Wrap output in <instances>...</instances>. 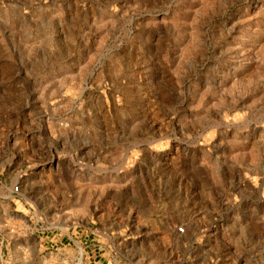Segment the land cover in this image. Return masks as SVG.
Segmentation results:
<instances>
[{
    "label": "rangeland",
    "instance_id": "1",
    "mask_svg": "<svg viewBox=\"0 0 264 264\" xmlns=\"http://www.w3.org/2000/svg\"><path fill=\"white\" fill-rule=\"evenodd\" d=\"M7 190L0 264H264V0H0Z\"/></svg>",
    "mask_w": 264,
    "mask_h": 264
},
{
    "label": "crops",
    "instance_id": "2",
    "mask_svg": "<svg viewBox=\"0 0 264 264\" xmlns=\"http://www.w3.org/2000/svg\"><path fill=\"white\" fill-rule=\"evenodd\" d=\"M9 208L11 209V195L7 190L0 194V245L4 242L11 244V233L6 232V230L11 231V210Z\"/></svg>",
    "mask_w": 264,
    "mask_h": 264
},
{
    "label": "built area",
    "instance_id": "3",
    "mask_svg": "<svg viewBox=\"0 0 264 264\" xmlns=\"http://www.w3.org/2000/svg\"><path fill=\"white\" fill-rule=\"evenodd\" d=\"M18 188L17 187H14V189L13 190H17ZM179 231L180 232H182L183 231V229L182 228H179Z\"/></svg>",
    "mask_w": 264,
    "mask_h": 264
}]
</instances>
